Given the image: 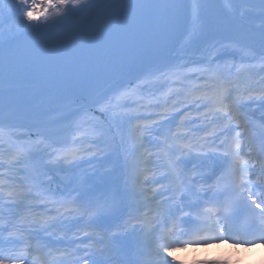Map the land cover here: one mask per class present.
<instances>
[{"label":"snow or ice","instance_id":"snow-or-ice-1","mask_svg":"<svg viewBox=\"0 0 264 264\" xmlns=\"http://www.w3.org/2000/svg\"><path fill=\"white\" fill-rule=\"evenodd\" d=\"M225 237L264 243V0H0V264Z\"/></svg>","mask_w":264,"mask_h":264},{"label":"clouds","instance_id":"clouds-1","mask_svg":"<svg viewBox=\"0 0 264 264\" xmlns=\"http://www.w3.org/2000/svg\"><path fill=\"white\" fill-rule=\"evenodd\" d=\"M41 3H47V0H41ZM34 11L40 12L41 9L36 8ZM261 249H264V243H256L252 246L225 243L212 244L211 246L194 245L186 248L183 259L177 250L174 251L173 258L181 261V264H264V254H261ZM253 253L255 254L250 256ZM196 256L219 258L199 260L189 258Z\"/></svg>","mask_w":264,"mask_h":264},{"label":"bare ground","instance_id":"bare-ground-1","mask_svg":"<svg viewBox=\"0 0 264 264\" xmlns=\"http://www.w3.org/2000/svg\"><path fill=\"white\" fill-rule=\"evenodd\" d=\"M225 2H231V0H225ZM185 251H186V249H183V250H182V253L184 254ZM197 257H199V256H197Z\"/></svg>","mask_w":264,"mask_h":264}]
</instances>
